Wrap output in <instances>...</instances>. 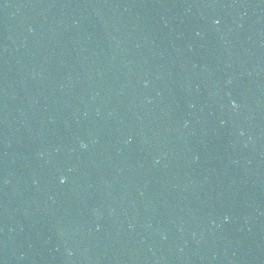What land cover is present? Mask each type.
<instances>
[{"label":"water","instance_id":"water-1","mask_svg":"<svg viewBox=\"0 0 264 264\" xmlns=\"http://www.w3.org/2000/svg\"><path fill=\"white\" fill-rule=\"evenodd\" d=\"M0 264H264V0H0Z\"/></svg>","mask_w":264,"mask_h":264}]
</instances>
